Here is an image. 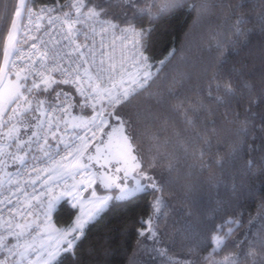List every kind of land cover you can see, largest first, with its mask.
Returning a JSON list of instances; mask_svg holds the SVG:
<instances>
[{
	"label": "snow or ice",
	"instance_id": "1",
	"mask_svg": "<svg viewBox=\"0 0 264 264\" xmlns=\"http://www.w3.org/2000/svg\"><path fill=\"white\" fill-rule=\"evenodd\" d=\"M184 5L198 17L208 8L207 0L200 3H191V0H65L63 4L55 0L53 4L35 7L30 0H15L11 12L7 13L8 31L0 49V264H64L65 258L77 264V250L87 238L89 224L101 216L109 202H130L147 192L153 193L152 215L140 220L145 227L139 229L137 235L153 242L149 260L196 264L187 256L178 258L170 254L168 248L157 246L161 233L154 218L164 220L167 216V212L162 211L167 208L163 193L165 184L170 182L157 180L153 174L158 167L157 156L146 158L136 131L137 125L156 119L151 113L153 104L179 114L185 128L194 131L199 124L209 123L206 117L213 115V104L231 109L225 111L224 117L229 123L237 124L235 139L227 157L218 154L212 163L220 168L225 163L235 165L246 154L245 171L264 175V156L257 162L252 155L257 151L264 153V114L252 111L255 105L264 102V86L257 93L255 84L257 78L264 81V58L259 73L241 62L229 68L224 76L213 74L212 83L203 95L199 92L191 98L183 95L179 89L183 88L185 75L179 72L166 90H153L161 68L176 49H170L164 59L154 61L149 54L151 24ZM255 7L259 10L250 17L243 12V3L235 5L229 30L231 43L247 47L252 37H264V0H255ZM145 18L149 25L138 27L135 21ZM42 27L45 35L55 32L60 39L53 38L50 42L40 39L43 47L31 43L29 52L18 46L21 36L27 44L29 33L40 32ZM106 36L112 38L107 47ZM97 37H100L99 43ZM115 38L121 42L119 61L114 56ZM30 39L38 38L32 35ZM215 46L222 52L220 41ZM241 97L250 98L243 106V119L233 104ZM141 99L143 103L139 102ZM229 115L232 120H228ZM109 120L116 123L105 134L107 144L103 150L97 145L94 154L85 156L91 144L88 133L95 138L97 130L103 132ZM210 123L214 131L215 121ZM69 128L82 129L83 134L75 133L74 140L66 138L64 134ZM257 131L261 133L259 137ZM116 133H119V142L113 145ZM196 135L205 147L197 149L193 155L203 160L211 147V139L206 133ZM50 139L54 143H50ZM159 141V135L150 137L157 152ZM33 145L42 157L32 155V163L27 164L25 158L32 152ZM13 166H18L16 171H9ZM19 167L25 169V176L35 173L31 183L40 180L42 187L46 186L45 191L37 194L33 189L29 196L17 179ZM210 168L211 164L201 165V171ZM167 170H175L173 158H168ZM212 179L214 177H210V182ZM97 181L114 195L97 197L93 189L91 207L85 210L78 184L86 183L91 187ZM53 187L62 189L59 196L51 195ZM18 193L25 196L24 211H21ZM65 197L78 214L66 227L57 228L51 223V214ZM33 200L37 201L35 205ZM34 207L42 209L44 219L39 223L29 219ZM258 216V224L250 218V232L238 240L232 237L242 226L240 220L225 216L214 224L209 229L211 248L207 256L201 257L202 264H264V209ZM185 231L196 241L187 252L196 253L203 237L191 227L186 226ZM229 244L236 251H226ZM130 264H137L135 253Z\"/></svg>",
	"mask_w": 264,
	"mask_h": 264
},
{
	"label": "trees",
	"instance_id": "2",
	"mask_svg": "<svg viewBox=\"0 0 264 264\" xmlns=\"http://www.w3.org/2000/svg\"><path fill=\"white\" fill-rule=\"evenodd\" d=\"M35 1L42 3L47 0ZM14 2L15 0H0V49L3 48L8 31L7 13L11 12ZM200 2L201 0H191V3ZM207 3V10L199 17L184 5L151 24L153 31L149 54L153 60H162L168 56L170 49H176L169 62L161 68L159 78L153 86L154 91L166 90L177 72L185 75V83L179 91L190 98L197 92L202 95L205 93L212 83L213 74L220 73L224 76L229 68L239 66L241 62L247 63L250 69L259 73L264 58V37H252L247 47L235 45L229 40L235 5L243 3V12L251 17L259 10L255 7V0H207ZM135 22L142 26L149 25L146 18ZM251 26L250 24L249 27ZM217 41L223 44L222 52L215 46ZM255 84L259 93L264 81L257 78ZM249 100V97H241L238 101H233L241 112V119L244 116L243 106ZM139 102L143 103V100ZM150 108L156 119L136 126V131L140 134V147L146 158L157 156L158 167L153 170L157 180L170 182L165 184L163 193L167 208L162 211H166L167 216L164 220L154 218V224L160 225L161 233L160 244L157 246L168 248L170 254L178 258L187 256L196 264H202L201 257L207 256L211 248L209 229L220 223L225 216L240 220L242 225L232 240H238L246 232H250V218L254 224H258V213L264 209V175H252L245 171L243 160L248 158L246 154L235 165L225 163L220 168L212 163L218 154L227 157L235 139L237 124L229 123L224 117L225 111L230 112L231 109L213 104V115L206 117L209 123L199 124L194 131L186 129L179 114L170 109L155 104ZM252 111L264 114V102L255 105ZM232 119L229 115L228 120ZM210 121H215L214 131L211 130L213 125ZM109 122L110 125L116 123L114 120ZM197 132L206 133L211 139V147L203 160L193 155L197 149L205 147L196 135ZM153 135L160 137L158 152L150 142ZM256 135L259 137L261 133L257 131ZM259 142L256 141L257 144ZM252 155L260 162L264 153L257 151ZM168 158L175 161V170L172 172L167 170ZM202 164H211V168L201 171ZM16 167L12 171H16ZM210 177H214L211 182ZM152 200L153 193L147 192L139 194L130 202H111L101 216L89 224L87 238L77 250V264H130L134 253L137 264H164L160 259L149 260L153 242L137 235L138 230L145 227L140 220L152 215ZM67 201L68 199H63L54 211L53 221L60 228L66 227L77 214L76 209L70 207ZM186 226L198 231L203 237L196 253L187 252L196 241L185 231ZM226 251L236 249L229 244ZM64 264H72V261L65 258Z\"/></svg>",
	"mask_w": 264,
	"mask_h": 264
},
{
	"label": "built area",
	"instance_id": "3",
	"mask_svg": "<svg viewBox=\"0 0 264 264\" xmlns=\"http://www.w3.org/2000/svg\"><path fill=\"white\" fill-rule=\"evenodd\" d=\"M55 2V0H47L45 2H42V3H39V2H36L35 0H30V3L33 4V7L37 6V5H42V4H53ZM60 3L63 4L65 2L61 1L60 0ZM136 23V22H135ZM136 25L138 27L142 26V25H139L136 23ZM32 35H35L38 39L36 41H33L30 39V37ZM56 39V40H59L60 37L58 35H56L55 32H52L50 35H45L44 34V27L41 28V31L40 32H30L29 33V39H28V43L25 44L23 43V40L25 39L23 36L20 37V40H21V43L20 45H18L19 47H21L25 52H29L30 50V45L31 43H37L38 45V48H42L43 46H41L39 44V40L40 39H43L45 40L46 42H50L51 39ZM112 38H109V37H105L104 38V42H105V45L107 47V45L110 43V40ZM97 40V43H99L100 41V37H97L96 38ZM81 42H83V39L81 38ZM130 46V45H129ZM49 47H51V43H49ZM115 47H116V51L114 53V56L116 57L117 61H119V58H120V55H121V42H120V39L119 38H115ZM34 59L36 58L35 56L33 57ZM87 111V110H86ZM61 128H63V125H61ZM99 130H97V135H99ZM75 133H80V134H83V130L82 129H71L69 128L68 129V132L66 134H64L66 136V138H70V139H75ZM88 139H92V136H91V133H88ZM50 143H54L51 139L49 141ZM63 150V145H61V151ZM32 155H35L36 157L40 158L42 157V153L36 148V145H33V148H32V152L29 154L28 157L25 158L26 160V163L27 164H31L32 163V160H31V157ZM40 166V165H38ZM19 172H20V175L19 177H17V179H19L20 181V184L24 187V190L26 193L29 194V196L33 193V189H35V192L37 194H40L41 192H44L45 191V187H42L41 185V182L40 180H36L35 184H32L31 183V180H34L35 179V173H32L31 176H25L24 175V172H25V169L23 167H19ZM42 176L44 175L43 173L41 174ZM87 179V174L85 175V180ZM80 180V177L78 176L77 177V181ZM49 183H51V181H49ZM72 181L69 180V184H71ZM13 188H15V181H13ZM78 187L80 188V192H79V195L80 197L83 198L88 194V192L90 191L91 187H88L87 184H78ZM61 191L62 189L61 188H58V187H53L52 189V193L51 195H54V196H59L61 194ZM5 195H7V193H5ZM19 197H20V205H21V211H24L25 210V205H24V201H25V196L23 194H20L18 193ZM41 200H44V196H41L40 198ZM64 199H68L67 197H65ZM14 202H15V198H14ZM37 203V201L33 200L32 201V204L35 205ZM5 216L7 215V212L5 211ZM29 219H35L37 223L40 222V220H43L44 217H43V214H42V209H39V208H33L32 209V216L29 217ZM53 220V217L51 218V221Z\"/></svg>",
	"mask_w": 264,
	"mask_h": 264
},
{
	"label": "rangeland",
	"instance_id": "4",
	"mask_svg": "<svg viewBox=\"0 0 264 264\" xmlns=\"http://www.w3.org/2000/svg\"><path fill=\"white\" fill-rule=\"evenodd\" d=\"M109 125H110V122H109L108 126H109ZM108 126H107V127H108ZM107 127H104V129H107ZM71 129H72V128H71ZM104 129H103V130H104ZM100 134H101V132H99V135H100ZM99 135L96 136L95 138L90 139V140H91V144H90V146H89V148H88V152L90 151V149L92 148V146L97 142ZM88 152H87V153H88ZM85 155H86V154H85ZM15 167H16V166L10 167V168H9V171H12ZM94 168H97V167H94ZM129 183H131V181H129ZM93 189H95V191H96V196H97V197H99V196H103V195H114V193H112V192H106V191L103 189V187L99 184V182L97 181L95 184H93V185L91 186L90 191H89L88 194L83 198V202H84V208H85V210H87V209H89V208L91 207V204L89 203V201L92 200V199H94V198L91 196V193H92ZM114 201H116V200H114ZM111 202H113V201H110L109 204H110ZM53 214H54V212L51 214V218L53 217ZM51 223H52L55 227L60 228V227H58V226L55 225V223H54L53 220L51 221ZM44 235H45V238H46L48 234L45 233Z\"/></svg>",
	"mask_w": 264,
	"mask_h": 264
},
{
	"label": "flooded vegetation",
	"instance_id": "5",
	"mask_svg": "<svg viewBox=\"0 0 264 264\" xmlns=\"http://www.w3.org/2000/svg\"><path fill=\"white\" fill-rule=\"evenodd\" d=\"M115 125V123L109 125L107 127V129H104L103 132H101V134L99 135V138L97 140V142L92 146V148L90 149V151L88 153H86V155L88 154H94L95 152V147L97 145L101 146V149L103 150L104 148V144H107V136L105 135L106 133H108L111 130V127H113ZM103 141V143H102ZM119 142V133L114 134L113 136V145L117 144ZM94 167H97V165H94Z\"/></svg>",
	"mask_w": 264,
	"mask_h": 264
},
{
	"label": "water",
	"instance_id": "6",
	"mask_svg": "<svg viewBox=\"0 0 264 264\" xmlns=\"http://www.w3.org/2000/svg\"><path fill=\"white\" fill-rule=\"evenodd\" d=\"M6 41V40H5ZM0 67H2V61H1V65H0Z\"/></svg>",
	"mask_w": 264,
	"mask_h": 264
},
{
	"label": "crops",
	"instance_id": "7",
	"mask_svg": "<svg viewBox=\"0 0 264 264\" xmlns=\"http://www.w3.org/2000/svg\"><path fill=\"white\" fill-rule=\"evenodd\" d=\"M99 138V137H98ZM85 156H87V155H85ZM98 167V166H97Z\"/></svg>",
	"mask_w": 264,
	"mask_h": 264
}]
</instances>
